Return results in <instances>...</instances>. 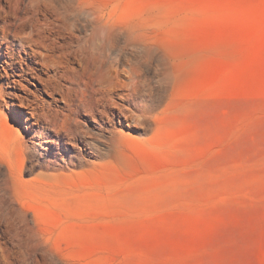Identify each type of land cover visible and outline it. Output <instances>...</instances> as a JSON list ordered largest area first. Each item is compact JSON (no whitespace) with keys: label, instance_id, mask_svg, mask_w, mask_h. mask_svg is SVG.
Segmentation results:
<instances>
[{"label":"rangeland","instance_id":"rangeland-1","mask_svg":"<svg viewBox=\"0 0 264 264\" xmlns=\"http://www.w3.org/2000/svg\"><path fill=\"white\" fill-rule=\"evenodd\" d=\"M52 1L113 16L112 69L23 101L0 75V264H264V0Z\"/></svg>","mask_w":264,"mask_h":264},{"label":"bare ground","instance_id":"bare-ground-1","mask_svg":"<svg viewBox=\"0 0 264 264\" xmlns=\"http://www.w3.org/2000/svg\"><path fill=\"white\" fill-rule=\"evenodd\" d=\"M112 17L111 15L96 24L88 22L83 24L86 33L81 35L78 26L71 22L67 14L52 0H0V64L2 65L0 75L5 77V83L16 89L17 92L12 93L14 98L23 101L24 96L19 91L28 93L24 82H28L31 78L40 83V89L52 93L61 90V93L66 94L65 82L74 83L76 77L87 78L95 86H103L102 83L108 78L112 69V65H109L111 34L115 25L112 23ZM123 71L121 67L115 69L118 89L123 87L121 79L124 75ZM12 76L14 78H11ZM76 83L78 84V81ZM95 86L92 85V89ZM77 89L75 88V91ZM22 103L24 104L21 102L19 106L27 108V105ZM68 104L72 113L82 112L81 104L76 107H72L71 103ZM119 108L121 111V105ZM84 109H88L90 116L99 123L102 121L100 114H108L106 107L101 110L96 109L95 106H86ZM57 124L62 125L59 122ZM60 128L65 133V139L71 144L75 145L77 141L83 142L84 145L91 144L86 141V137L90 135L80 129L79 123H63V126L57 130ZM87 152L94 153V151ZM70 164L81 166V162L77 160H71Z\"/></svg>","mask_w":264,"mask_h":264}]
</instances>
